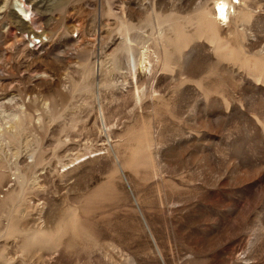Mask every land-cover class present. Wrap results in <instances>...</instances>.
Here are the masks:
<instances>
[{
  "label": "rangeland",
  "instance_id": "374dc122",
  "mask_svg": "<svg viewBox=\"0 0 264 264\" xmlns=\"http://www.w3.org/2000/svg\"><path fill=\"white\" fill-rule=\"evenodd\" d=\"M221 1L0 0V264H264V0Z\"/></svg>",
  "mask_w": 264,
  "mask_h": 264
},
{
  "label": "bare ground",
  "instance_id": "6f19581e",
  "mask_svg": "<svg viewBox=\"0 0 264 264\" xmlns=\"http://www.w3.org/2000/svg\"><path fill=\"white\" fill-rule=\"evenodd\" d=\"M217 4H218V10L214 9V13L216 14V16H218L216 17V19L226 20L229 14V7L233 5V2H230L229 0H222ZM34 40H41V39L34 37Z\"/></svg>",
  "mask_w": 264,
  "mask_h": 264
},
{
  "label": "built area",
  "instance_id": "2783aa9c",
  "mask_svg": "<svg viewBox=\"0 0 264 264\" xmlns=\"http://www.w3.org/2000/svg\"><path fill=\"white\" fill-rule=\"evenodd\" d=\"M31 41H32V44L34 45V46H38V45H41V40H34V37L33 36H31Z\"/></svg>",
  "mask_w": 264,
  "mask_h": 264
}]
</instances>
